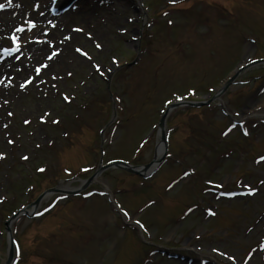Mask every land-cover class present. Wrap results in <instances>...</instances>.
Here are the masks:
<instances>
[{
	"label": "rangeland",
	"instance_id": "rangeland-1",
	"mask_svg": "<svg viewBox=\"0 0 264 264\" xmlns=\"http://www.w3.org/2000/svg\"><path fill=\"white\" fill-rule=\"evenodd\" d=\"M54 1L12 0L0 9V50L16 47L11 35L19 45L0 59V95H9L0 110V264L12 211L48 188H79L101 151L103 163H149L168 103L207 99L239 64L264 58V0H92L62 13L51 10ZM30 20L36 26L28 30ZM32 35L40 39L25 42ZM120 64L111 99L106 78ZM237 80L221 97L227 114L217 101L170 112L167 159L151 178L108 168L81 196L50 193L38 211L52 210L17 218L10 225L15 264H264V161L256 162L264 155V64ZM245 185L257 191L247 195ZM93 190L116 193L121 210L106 196L84 198ZM237 191L245 194L227 195Z\"/></svg>",
	"mask_w": 264,
	"mask_h": 264
},
{
	"label": "snow or ice",
	"instance_id": "snow-or-ice-1",
	"mask_svg": "<svg viewBox=\"0 0 264 264\" xmlns=\"http://www.w3.org/2000/svg\"><path fill=\"white\" fill-rule=\"evenodd\" d=\"M100 2L101 3H103L104 2V0H100ZM170 2H175V0H170ZM12 3V0H7V5L6 4H3V3H0V9H4L6 6H8V5H10ZM36 7H39V5L37 4V5H35ZM41 15H43V13H41ZM131 19V17H129V20ZM49 23H51V22H49ZM169 23H171V21H169ZM29 26L31 27V28H34L35 26H36V22L35 21H32V20H30L29 21ZM82 29H80V28H74L73 29V31H81ZM17 31H22V29H17ZM46 31L47 30H45V33H46ZM121 31H124V29H121ZM87 35H91L90 33H88ZM17 37L15 36V35H11V44H13V45H16V47H3V49H2V51H3V53L5 54V55H11V53L12 52H15V51H18L19 50V45H18V43H17ZM40 38L38 37V36H36V35H32V36H28V37H25V42H28V41H30V40H36V41H38ZM45 39H47V37H46V35H45ZM64 39L66 40V39H69V37H67V36H65L64 37ZM0 40H2V38H0ZM61 43H63V41H61ZM95 43V42H94ZM51 44H52V41L51 40H49L48 41V45H49V49H51ZM95 47L97 48V49H99L100 47H101V45L99 44V43H95ZM60 51V49L59 48H57L56 50H55V52H52V55H47L46 54V59H51L52 58V56H54L57 52H59ZM75 51L77 52V53H80L81 52V49L78 47V48H76L75 49ZM83 55L84 56H87V53H83ZM20 57L19 56H16L15 57V59H19ZM0 59H3V57H0ZM89 59H90V57H89ZM97 71H100V65H98V64H93L92 65ZM36 71V73L38 74L39 73V71H40V69H39V67L35 70ZM68 75H71V73H68ZM53 79H56V77L55 76H53L52 77ZM30 79V78H29ZM3 82V77H0V83H2ZM11 81L9 80L8 81V83H10ZM27 82V81H26ZM25 87V83H20L19 84V88H21V89H23ZM62 95V97H63V99L65 100V101H67L68 99H69V96L68 95H65V94H61ZM178 99H179V97H178ZM4 103L5 104H7L8 103V101L7 100H5L4 101ZM8 115H11V113L9 112L8 113ZM48 115V113L47 112H45L42 116H40L39 117V119L41 120V121H43L44 120V118H45V116H47ZM29 121H27V120H25L24 121V123L25 124H27ZM53 123H57L58 122V120H53L52 121ZM4 127H7V125H4ZM233 127H235V125L233 126ZM226 134V133H225ZM248 133H247V130H245L244 131V135H247ZM7 143H9V144H11V143H13V141L12 140H8L7 141ZM4 153L3 152H0V158H3L4 157ZM22 159H27V156H22L21 157ZM260 161H264V155H261V156H259L258 158H257V163H259ZM38 171H44V169L43 168H40V169H37ZM184 175L185 176H187V175H189V172H185L184 173ZM209 183H211L210 181H209ZM262 183H264V181H262ZM170 187H171V185H170ZM245 187L247 188V195H252L253 193H255L256 191H257V189H255V188H253V187H249L248 185H245ZM227 195H233V193H227ZM119 207V206H118ZM209 212H210V214H213L214 215V213H211V210H209ZM125 215H127V213H125ZM137 224H139V221H137L136 222ZM213 251H217V249H213ZM222 255H225L224 253H222ZM229 260H233L234 258L232 257V256H228L227 257Z\"/></svg>",
	"mask_w": 264,
	"mask_h": 264
},
{
	"label": "bare ground",
	"instance_id": "bare-ground-1",
	"mask_svg": "<svg viewBox=\"0 0 264 264\" xmlns=\"http://www.w3.org/2000/svg\"><path fill=\"white\" fill-rule=\"evenodd\" d=\"M79 2L77 3L80 7H84L83 5H85V4H89V5H94L93 4V2H92V0H86V1H88L89 3H83V1L84 0H78ZM91 2V3H90ZM76 3H75V5H77ZM97 5V4H96ZM95 5V6H96ZM99 6V5H98ZM87 14H89V13H84L83 15H82V17H83V19L87 16ZM92 15V14H91ZM63 21H65V19L63 18L62 19ZM60 22H62V21H57L56 22V24H57V26H59V23ZM1 28H2V26H0ZM62 35H64V36H69L70 34L69 33H66V34H62ZM43 40H47V39H43ZM30 43H32L31 41H30ZM30 45V44H29ZM46 45L44 44V45H42V46H34V47H36L35 49L37 50V51H41V50H43V48L45 47ZM29 48V47H28ZM31 48H33V47H31ZM16 67L17 66H19L20 65V63H18V62H16ZM4 70H5V68H3ZM6 72L8 73V68H7V70H6ZM3 85H0V91H3ZM6 93V95L7 96H5V98H2V96L0 95V110L3 108V107H5L6 105H5V103H4V101L5 100H7L8 102H9V100H8V94H7V92H5ZM0 117H2V116H0Z\"/></svg>",
	"mask_w": 264,
	"mask_h": 264
},
{
	"label": "water",
	"instance_id": "water-1",
	"mask_svg": "<svg viewBox=\"0 0 264 264\" xmlns=\"http://www.w3.org/2000/svg\"><path fill=\"white\" fill-rule=\"evenodd\" d=\"M234 78L235 77H233V78H231L230 80H228L227 82H226V84L223 86V88L221 89V92H223V91H225L226 89H227V87L233 82V80H234ZM164 119H165V116L162 118V120H161V122H160V127L162 128V132H163V127H164ZM162 139H164V137H162ZM116 165H119L117 162L115 163ZM149 167V165H147V166H145V168H143V170H145V169H147ZM129 171H131V172H135V173H138L137 171H135V170H133V169H131V168H129V167H126ZM100 173V172H99ZM139 174H143V173H139ZM97 174H95L92 178H90L89 180H88V182H87V184L84 186V187H86L92 180H93V178L96 176ZM75 193V192H74ZM70 194H73V192H71ZM10 258H11V256H10ZM10 258L8 259V261H7V263L6 264H8L9 263V261H10Z\"/></svg>",
	"mask_w": 264,
	"mask_h": 264
}]
</instances>
